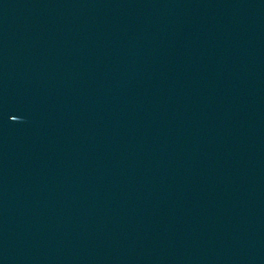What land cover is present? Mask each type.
<instances>
[{
  "label": "water",
  "instance_id": "water-1",
  "mask_svg": "<svg viewBox=\"0 0 264 264\" xmlns=\"http://www.w3.org/2000/svg\"><path fill=\"white\" fill-rule=\"evenodd\" d=\"M0 264H264V0H0Z\"/></svg>",
  "mask_w": 264,
  "mask_h": 264
}]
</instances>
